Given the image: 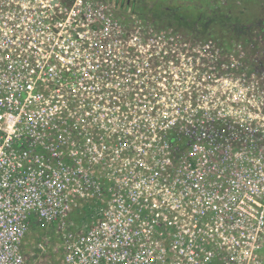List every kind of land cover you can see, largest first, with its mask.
Instances as JSON below:
<instances>
[{
    "label": "built area",
    "instance_id": "1",
    "mask_svg": "<svg viewBox=\"0 0 264 264\" xmlns=\"http://www.w3.org/2000/svg\"><path fill=\"white\" fill-rule=\"evenodd\" d=\"M120 1L0 0V264H264L262 51Z\"/></svg>",
    "mask_w": 264,
    "mask_h": 264
},
{
    "label": "rangeland",
    "instance_id": "2",
    "mask_svg": "<svg viewBox=\"0 0 264 264\" xmlns=\"http://www.w3.org/2000/svg\"><path fill=\"white\" fill-rule=\"evenodd\" d=\"M137 1L141 4L130 5L134 12L158 27L199 34L203 39L215 36L222 45H227L229 40L252 43L253 52L262 51L261 58H264V0ZM120 7L123 8L121 4ZM188 15L193 17L189 25L185 24ZM77 218H74L76 223ZM63 233L55 225L45 226L32 221L23 242L24 253L31 258L30 264L57 263L62 252Z\"/></svg>",
    "mask_w": 264,
    "mask_h": 264
},
{
    "label": "flooded vegetation",
    "instance_id": "3",
    "mask_svg": "<svg viewBox=\"0 0 264 264\" xmlns=\"http://www.w3.org/2000/svg\"><path fill=\"white\" fill-rule=\"evenodd\" d=\"M126 3H127V5H140L141 4V2L140 1H137V0H127L126 1ZM156 11V10H155ZM157 13V12H156ZM161 14H162V12H161ZM189 14V13H188ZM187 21V22H186ZM186 21H185V24H188L189 25V23H191L192 21H193V17H191V16H186ZM167 24H168V20H167Z\"/></svg>",
    "mask_w": 264,
    "mask_h": 264
},
{
    "label": "crops",
    "instance_id": "4",
    "mask_svg": "<svg viewBox=\"0 0 264 264\" xmlns=\"http://www.w3.org/2000/svg\"><path fill=\"white\" fill-rule=\"evenodd\" d=\"M75 217H76V213L72 215V220H73V222H74V218H75ZM32 221H33V222L35 221L36 224H37V221H36L35 219L32 220ZM32 221H31V222H32ZM77 221H78V219H77ZM31 222H30V223H31ZM75 223H76V221H75ZM74 225L76 226V224H74ZM77 225H78V224H77ZM25 239H26V238H25ZM25 239H24V240H25ZM23 242H24V241H23ZM22 252H23V255L25 256V259H26L27 263L30 264V262H31V258H30V257L28 258V257L25 255L23 245H22ZM60 257H61V255H60ZM60 257H59V258H60ZM35 263H36V262H34V264H35ZM37 263H38V262H37Z\"/></svg>",
    "mask_w": 264,
    "mask_h": 264
}]
</instances>
